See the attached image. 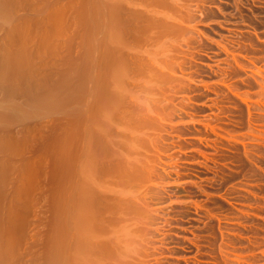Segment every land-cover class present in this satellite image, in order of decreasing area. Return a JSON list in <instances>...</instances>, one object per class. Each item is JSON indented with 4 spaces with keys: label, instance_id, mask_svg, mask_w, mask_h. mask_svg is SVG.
Here are the masks:
<instances>
[{
    "label": "rangeland",
    "instance_id": "1",
    "mask_svg": "<svg viewBox=\"0 0 264 264\" xmlns=\"http://www.w3.org/2000/svg\"><path fill=\"white\" fill-rule=\"evenodd\" d=\"M6 1L0 264H264V0Z\"/></svg>",
    "mask_w": 264,
    "mask_h": 264
},
{
    "label": "bare ground",
    "instance_id": "2",
    "mask_svg": "<svg viewBox=\"0 0 264 264\" xmlns=\"http://www.w3.org/2000/svg\"><path fill=\"white\" fill-rule=\"evenodd\" d=\"M4 1H6V0H4ZM7 1H8V0H7ZM7 1H6V2H7ZM170 1H171V0H170ZM155 2H156V1H155ZM9 3H10V2H9ZM7 5H8V2H7V4H6V3L3 2V0H0V12H1L0 14H2V15H3V14H6V13H4V12L6 11V9H9V7H7ZM114 6H115V5H114ZM166 7H167V6H166ZM10 8H11V7H10ZM115 8H116V7H115ZM3 9H4V12H2ZM10 10H11V9H10ZM8 12H9V11H8ZM166 13H167V12H166ZM8 16H9V15H8ZM146 16H147V15H146ZM155 16H156V15H155ZM2 18H3V17H2ZM190 18H191V17H190ZM146 20H147V19H146ZM168 21H169V20H168ZM177 26H178V25H177ZM151 28H152V27H151ZM168 30H169V29H168ZM10 32H12V31H10ZM138 33H139V32H138ZM157 35H158V34H157ZM160 36H161V35H160ZM148 37H149V36H148ZM168 37H169V36H168ZM112 38H113V37H112ZM116 38H117V37H116ZM174 39H175V38H174ZM154 42H155V41H154ZM174 45H175V44H174ZM136 46H137V45H136ZM156 46H157V45H156ZM163 46H164V45H163ZM114 47H115V46H114ZM21 48H23V47H21ZM112 48H113V47H112ZM158 49H159V48H158ZM161 50H162V49H161ZM1 52H2V51H1ZM23 52H24V51H23ZM25 52H26V51H25ZM0 54H1V53H0ZM22 55H23V54H22ZM6 56H7V55H6ZM23 56H24V59H27V58H25V57H26L25 54H24ZM3 57H4V56H3ZM3 57H2V58H3ZM5 58H6V57H5ZM2 60H3V59H2ZM2 60H1V63H0V64H1V65H0V67H1V68H0V71L3 72V70H1V69L3 68V63L5 62V59H4V62H2ZM8 60H9V59H8ZM21 60H22V58H21ZM144 60H145V59H144ZM18 61H20V60H18ZM25 61H26V60H25ZM25 61H21L22 66H20V65H19L20 63L18 62V63H19L18 66H20V69H19V70H21V67H22V68L24 67V70H25V69H26V70H28V69L30 70V68L27 69V68L25 67V66L29 65L28 62H27V65H26V62H25ZM138 62H139V61H138ZM167 62H168V61H167ZM10 63H11V62H10ZM6 64H7V63H6ZM6 64L4 63V66H5ZM139 64H140V63H139ZM140 65H141V64H140ZM145 65H146V64H145ZM104 66H105V65H104ZM147 66H148V65H147ZM167 66H168V65H167ZM107 67H108V66H107ZM116 67H117V66H116ZM137 67H138V66H137ZM4 68H5V67H4ZM118 68H119V67H118ZM15 69H16V65H15ZM105 69H106V68H105ZM151 69H152V68H151ZM24 70H23V71L21 70V71H22V72H25ZM139 70H140V69H139ZM2 72H0V75H1ZM22 72H21V73H22ZM101 72H102V71H101ZM105 72H106V71H105ZM154 72H155V71H154ZM25 73H27V72H25ZM25 73H24V75H26ZM147 73H148V72H147ZM2 75H3V74H2ZM21 75H22V74H21ZM21 75H20V76H21ZM24 75H23V76H24ZM144 75H145V74H144ZM111 76H112V75H111ZM115 76H116V75H115ZM24 77H25V76H24ZM105 77H106V76H105ZM158 77H159V76H158ZM0 78H2V76H1ZM95 78H96V77H95ZM113 78H114V77H113ZM117 79H119V78H116V79L114 78V80H117ZM102 80H103V79H102ZM123 80H124V79H123ZM140 80H141V79H140ZM128 81H129V80H128ZM123 82H124V81H123ZM126 82H127V81H126ZM0 83L3 85V83L1 82V79H0ZM138 83H140V82H138ZM113 84H114V83H113ZM125 84L127 85L128 83H125ZM135 84H136V83H135ZM143 84H144V83H143ZM145 84H146V82H145ZM147 85H148V84H147ZM0 86H1V85H0ZM1 87H4V86H1ZM11 87H12V86H11ZM114 87H115V86H114ZM12 88H13V87H12ZM12 88H11V89H12ZM129 88H130V87H129ZM129 88H128V89H129ZM15 89H16V88H15ZM18 89H19V88H18ZM8 90H10V88H9ZM13 90H14V88L12 89V91H13ZM12 91L10 90V91H8V93H9V92H12ZM15 92H16V91L14 90L13 93L15 94ZM125 93H126V92H125ZM96 95H97V94H96ZM126 95H127V93H126ZM8 96L11 97V96H12L11 93H9ZM13 96H14V95H13ZM4 98H5V97H4ZM135 98H136V97H135ZM9 99H10V98H9ZM38 99H39V98H38ZM7 101H8V100H7ZM114 101H115V100H114ZM130 101H131V100H130ZM8 102H9V101H8ZM12 102H13V101L10 100V102H9L10 105H9L8 107H10V106L13 107L14 105H16V107L18 106L17 104H14V102H13V104H14V105H13ZM137 102H138V101H137ZM99 103H100V102H99ZM11 104H12V105H11ZM140 104H141V103H140ZM0 105H1V104H0ZM3 105H4V104H3ZM26 105H27V104H26ZM97 105H98V104H97ZM106 105H107V104H106ZM125 105H126V104H125ZM146 105H147V104H146ZM40 106H41V105H40ZM104 106H105V105H104ZM114 106H115V105H114ZM134 106H135V105H134ZM150 106H151V105H150ZM3 107H4V106H3ZM3 107H1L2 109H0V110H1L0 112H1V113L4 112L3 114L6 115V112H5L6 110H5V109H8V111H9V108H5V107H7V104H6V106L4 107V109H3ZM14 107H15V106H14ZM14 107H13V108H14ZM16 107H15V109H17V110H20V109H21L22 112L25 110V111H24V114H25L27 108L29 109V106H28V105L26 106L27 108L24 107V108H26V109H24L22 106H18L20 109H19V108H16ZM124 107H125V106H124ZM22 108H23V110H22ZM31 108H32V107H31ZM35 108H37V107H35ZM87 108H88V106H87ZM116 108H117V107H116ZM11 109H12V108H11ZM11 109H10V111H11L12 113L15 111L14 113H15L16 115H14V117H15V116H16V117H18V116H21V117H22V116H25L26 114L28 115V113H30V111H33V112L35 111V110L32 108L33 110H30V109L27 110V112H26L25 115H24V114H21V113H20L21 115H19V114H17L18 111L16 112V110H14V109H13L14 111H12ZM37 109H39V108H37ZM37 109H36V111H37ZM97 109H98V108H97ZM122 109H123V108H122ZM139 109H140V108H139ZM2 110H4V111L2 112ZM91 110H92V109H91ZM8 111H7V115L9 114L8 117H10V115H13L12 113H11V114L8 113ZM10 111H9V112H10ZM86 111H87V110H86ZM111 111H112V110H111ZM141 111H142V110H141ZM87 112H88V111H87ZM101 112H102V111H101ZM115 112H116V111H115ZM131 113H132V112H131ZM3 114H1V115H2V116H1L2 119H4V117H5ZM117 114H118V113H117ZM7 115H6V117H7ZM93 115H95V114H93ZM111 115H112V113H111ZM99 116H100V115H99ZM108 116H109V115H108ZM8 117H7V119H8ZM102 117H103V116H102ZM12 118H13V117H11V119H12ZM85 118H86V117H85ZM93 118H94V117H93ZM145 118H146V117H145ZM5 119H6V118H5ZM9 119H10V118H9ZM9 119H8V120H9ZM13 119H14V118H13ZM83 120H84V119H83ZM96 120H97V118H96ZM133 120H134V119H133ZM5 121H6V120H5ZM93 121H94V120H93ZM100 121H101V119H100ZM131 122H132V121H131ZM134 122H135V121H134ZM137 122H138V121H137ZM76 123H77V122H76ZM114 124H115V123H114ZM100 126H101V124H100ZM138 126H139V125H138ZM134 127H135V126H134ZM134 127H133V128H134ZM91 128H92V127H91ZM93 128H94V127H93ZM89 129H90V128H89ZM129 129H130V128H129ZM106 130H107V129H106ZM138 132H139V131H138ZM95 133H96V132H95ZM95 133H94V134H95ZM82 135H83V134H82ZM91 135H92V134H91ZM117 135H118V134H117ZM97 137H98V136H97ZM126 138H127V137H126ZM27 140H28V139H27ZM125 143H126V142H125ZM84 144H85V143H84ZM90 145H91V144H90ZM129 145H130V144H129ZM82 146H83V145H82ZM130 146H131V145H130ZM117 148H118V147H117ZM119 148H120V147H119ZM83 149H84V148H83ZM115 149H116V148H115ZM130 149H131V148H130ZM84 150H85V149H84ZM134 150H135V149H134ZM91 151H92V150H91ZM7 152H8V151H7ZM118 152H119V151H118ZM108 153H109V152H108ZM111 153H112V152H111ZM116 153H117V152H116ZM92 154H93V153H92ZM100 154H101V153H100ZM119 154H120V153H119ZM128 155H129V154H128ZM90 156H91V155H90ZM91 158H92V157H91ZM94 159H95V158H94ZM102 159H103V158H102ZM118 159H119V158H118ZM132 159H133V158H132ZM90 160H91V159H90ZM93 161H94V160H93ZM113 162H114V161H113ZM119 162H120V161H119ZM82 163H83V162H82ZM87 163H88V162H87ZM106 163H107V162H106ZM134 163H135V162H134ZM80 164H81V163H80ZM91 165H92V164H91ZM91 167H92V166H89V165H87V164H86V165L81 164V166H80V172H79V173H81L82 175H84V174L89 175L90 173H92ZM104 167H105V166H104ZM127 167H128V166H127ZM97 168H98V167H97ZM90 170H91V171H90ZM115 170H116V169H115ZM121 171H122V170H121ZM106 172H107V171H106ZM108 173H109V172H108ZM109 174H110V173H109ZM129 175H130V174H129ZM88 177H89V176H88ZM114 177H115V176H114ZM121 178H122V177H121ZM131 178H132V177H131ZM88 179H89V178H88ZM91 179H92V178H91ZM67 180H68V179H67ZM85 180H86V179H85ZM88 182H89V181H88ZM123 182H124V181H123ZM127 182H128V181H127ZM129 185H130V184H129ZM94 187H95V186H94ZM123 187H124V186H123ZM81 190H82V189H81ZM86 191H87V190H86ZM94 191H95V190H94ZM82 192H83V191H82ZM102 192H104V191H102ZM117 192H118V191H117ZM80 193H81V192H80ZM92 194H93V193H92ZM100 194H101V193H100ZM115 194H116V193H115ZM130 195H131V194H130ZM98 196H99V195H98ZM79 200H81V201L79 202V206H78V222H77V225H76V226L79 228L78 231H79V230H82L81 233H80L81 238H80V236H79V237H78V241L81 243V245H80L81 247L79 246V249L82 250V251H84V246H83L84 244L82 245V243H83V241L85 240V238H87V237H88V234H89L90 237H88V238H91V239H92V237H93V236L95 237L96 234H94L93 221H92V226H90L89 224H88L89 226L87 225V223H88V219H90V218H89V216H88V217L85 216V214H86L85 203H86V202L84 203V201H83L82 199H79ZM123 200H124V199H123ZM132 200H134V199H132ZM71 202H72V201H71ZM112 202H113V201H112ZM118 203H119V202H118ZM71 204H72V203H71ZM86 204H87V203H86ZM137 204H138V203H137ZM62 206H63V205H62ZM126 206H127V205H126ZM129 207H130V206H129ZM138 207H139V206H138ZM117 208H118V207H117ZM68 209H69V208H68ZM123 210H124V209H123ZM72 211H73V209H72ZM144 211H145V210H144ZM117 213H118V212H117ZM90 214H91V213H90ZM92 216H93V215H92ZM66 217H67V216H66ZM94 217H95V216H94ZM92 218H93V217H91V219H92ZM135 219H136V218H135ZM76 221H77V220H76ZM73 223H75V222H73ZM90 223H91V222H90ZM94 223H95V221H94ZM95 226H96V225H95ZM95 230H96V229H95ZM105 231H106V230H105ZM92 232H93L94 235L91 234ZM91 235H92V236H91ZM68 236H69V234H68ZM108 236H109V235H108ZM70 237H71V235H70ZM91 239H90V241H91ZM69 240H70V239H69ZM106 240H107V239H106ZM110 240H111V239H110ZM78 241H77V242H78ZM92 241H93V240H92ZM107 242H108V241H107ZM80 243H79V244H80ZM93 243H94V241H93ZM75 244H76V242H75ZM96 245H98V242H95V246H94V244H93L94 247H96ZM73 246H74V244H73ZM77 246H78V245H77ZM101 246H102V245H101ZM94 247H93V248H94ZM99 247H100V246H99ZM99 247H98V248H99ZM88 249H89V248H88ZM120 249H121V248H120ZM117 250H118V249H117ZM67 251H68V250H67ZM76 251H77V250H76ZM91 251H92V250H91ZM121 251H122V250H121ZM128 251H129V250H128ZM69 253H70V252H69ZM99 253H100V252H99ZM123 255H124V254H123ZM71 256H72V255H71ZM83 256H84V255H83ZM91 257H92V256H91ZM97 257H98V256H97ZM128 257H129V255H128ZM78 259H80V258L78 257ZM75 260H76V259H75ZM80 260H81V259H80ZM83 261H84V260H83ZM83 261H82V262H83ZM109 261H111V260H109ZM120 261H121V260H120ZM74 262H75V261H74ZM106 262H107V260H106ZM67 263H68V262H67ZM78 263H81V262H79V260H78ZM85 263H86V262H85ZM94 263H95V262H94ZM75 264H76V263H75ZM117 264H118V263H117Z\"/></svg>",
    "mask_w": 264,
    "mask_h": 264
}]
</instances>
